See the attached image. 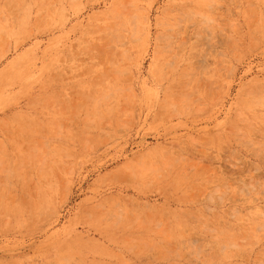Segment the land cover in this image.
<instances>
[{
  "label": "rangeland",
  "instance_id": "1",
  "mask_svg": "<svg viewBox=\"0 0 264 264\" xmlns=\"http://www.w3.org/2000/svg\"><path fill=\"white\" fill-rule=\"evenodd\" d=\"M0 264H264V0H0Z\"/></svg>",
  "mask_w": 264,
  "mask_h": 264
}]
</instances>
